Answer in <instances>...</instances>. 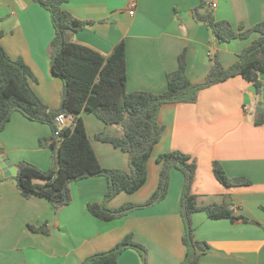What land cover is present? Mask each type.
<instances>
[{"label": "crops", "instance_id": "crops-1", "mask_svg": "<svg viewBox=\"0 0 264 264\" xmlns=\"http://www.w3.org/2000/svg\"><path fill=\"white\" fill-rule=\"evenodd\" d=\"M201 3L215 19L227 20L234 29L264 20V0H66L62 6L89 22L73 32L74 41L107 55L124 40L128 91L158 93L166 89L167 74L176 70L180 53H184L187 78L198 83L208 73L211 56L217 55L221 65L228 67L257 37L251 33L218 43L195 18ZM130 6L133 14L128 12ZM54 35L50 13L39 3L0 0V45L11 58H20L28 66L31 88L50 109L60 107L62 96V80L50 69L49 43ZM260 79L263 84L264 77ZM257 92L252 82L237 75L200 89L195 102L163 104L158 113L163 130L147 160L146 181L133 193L119 192L107 206L144 202L158 185L162 165L156 162L157 155L180 150L195 160L191 192L198 204L231 203L235 215L247 218L211 219L203 211L194 212V239L208 245L197 264H264V120L254 122L264 118V105L257 108ZM78 116L100 164L127 170V153L95 138L101 132L120 134L119 129L106 126L92 113ZM50 135L48 124L14 111L0 131V148L14 167L25 161L46 170L51 149L39 141ZM213 161L220 162L229 177L249 184L220 183ZM15 175L4 177L0 168V264H81L91 255L110 250L126 235L145 247V264L184 261V176L179 169H170L160 201L111 220L99 219L87 209L88 203L103 200L108 188L104 176L70 182L71 201L54 209L42 197L22 196ZM116 264L143 261L137 250L127 248Z\"/></svg>", "mask_w": 264, "mask_h": 264}, {"label": "trees", "instance_id": "trees-1", "mask_svg": "<svg viewBox=\"0 0 264 264\" xmlns=\"http://www.w3.org/2000/svg\"><path fill=\"white\" fill-rule=\"evenodd\" d=\"M50 13L55 35L49 43L50 69L62 80L61 104L58 109L48 108L30 86L31 72L22 59L11 58L0 45V131L18 111L29 120L48 124L51 135L39 143L51 149V165L42 170L21 161L17 164L16 185L24 197L39 196L46 199L54 209L71 201L69 184L72 181L104 176L108 188L101 202L88 203V211L102 220H111L136 208L150 206L166 194L168 174L171 168L179 169L184 176L181 196V216L185 225L183 242L186 256L181 264H197L199 255L208 247L207 243L194 239L192 214L203 211L211 219L227 218L230 221L247 218L235 215L231 203L199 205L191 192L196 170L195 160L180 150H169L156 157L161 163L158 185L153 193L141 203L126 202L118 207L107 203L119 192L133 193L146 181V163L153 147L160 140L163 126L158 122V113L165 103L195 102L197 92L212 84L233 76H241L252 82L256 90L264 77V20L245 28L234 29L227 20H217L201 3L195 9V18L205 24L218 43L235 38H245L251 33L257 37L237 55V60L224 67L217 55L210 57L208 73L203 81L191 82L185 73L184 53L178 56L176 70L167 74L166 89L153 93L145 90L128 91L126 88V45L117 42L107 55L78 43L72 39L73 32L83 29L88 21L78 19L66 11L62 4L66 0H34ZM81 112L94 114L106 126H119L117 135L104 132L95 135L101 141L111 143L128 155V169L103 167L86 134ZM59 113L71 114L73 124L58 129L55 117ZM264 118H257L259 124ZM56 132H58L56 134ZM216 179L224 185L249 184L240 177H229L218 161L212 162ZM137 250L143 264L146 249L126 235L108 251L87 257L81 264H116L120 253L127 249Z\"/></svg>", "mask_w": 264, "mask_h": 264}, {"label": "water", "instance_id": "water-1", "mask_svg": "<svg viewBox=\"0 0 264 264\" xmlns=\"http://www.w3.org/2000/svg\"><path fill=\"white\" fill-rule=\"evenodd\" d=\"M257 108L262 109V106L264 105V83L261 85V87L257 90ZM3 149L0 148V168L2 170L4 177H9L11 175L16 174V167H14L11 162L8 160L5 155L2 154Z\"/></svg>", "mask_w": 264, "mask_h": 264}, {"label": "built area", "instance_id": "built-area-1", "mask_svg": "<svg viewBox=\"0 0 264 264\" xmlns=\"http://www.w3.org/2000/svg\"><path fill=\"white\" fill-rule=\"evenodd\" d=\"M210 6L214 7L215 4L211 3ZM128 12H129V14L134 13V9L132 6L129 7ZM55 122H56L58 129H61V128L66 127V126H71L73 124V117L71 114L66 115L64 113H59L55 117ZM57 133L58 132H56V134Z\"/></svg>", "mask_w": 264, "mask_h": 264}, {"label": "rangeland", "instance_id": "rangeland-1", "mask_svg": "<svg viewBox=\"0 0 264 264\" xmlns=\"http://www.w3.org/2000/svg\"><path fill=\"white\" fill-rule=\"evenodd\" d=\"M115 127H117V128L119 129V131H121V129H120V127H119V126H116V125H115ZM132 203H133V202H132Z\"/></svg>", "mask_w": 264, "mask_h": 264}]
</instances>
